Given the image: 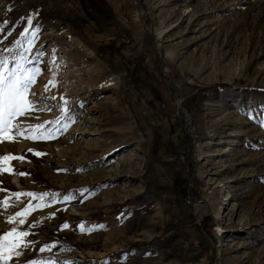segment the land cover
Segmentation results:
<instances>
[{
	"label": "rangeland",
	"instance_id": "obj_1",
	"mask_svg": "<svg viewBox=\"0 0 264 264\" xmlns=\"http://www.w3.org/2000/svg\"><path fill=\"white\" fill-rule=\"evenodd\" d=\"M95 2L0 0V49L39 64L51 108L22 126L61 118L53 139L0 143L23 157L0 173V234L35 242L10 264H264V0ZM29 192L49 195H12Z\"/></svg>",
	"mask_w": 264,
	"mask_h": 264
},
{
	"label": "snow or ice",
	"instance_id": "obj_2",
	"mask_svg": "<svg viewBox=\"0 0 264 264\" xmlns=\"http://www.w3.org/2000/svg\"><path fill=\"white\" fill-rule=\"evenodd\" d=\"M35 15H29L27 17H21L20 19L26 21V24L23 28V31L20 33V36L27 37L29 33L33 39L27 40V47L24 48V52H30L33 46L34 38L38 36L39 28L33 27V20ZM8 21L0 23V33L5 32V26L8 24ZM19 23V22H17ZM15 29L9 30L0 40V44L3 43V40H6L9 36L12 35V31ZM21 40L17 39L14 41V46L19 48L21 46ZM4 52L13 53L12 48H3L0 49V143L7 141H14L18 137H24L25 139H53L55 138L54 131L52 129H46V125L58 124L60 117L57 118L55 122L45 121L43 124L39 125H28L26 127L22 126V122L19 119L20 117H25L30 115L34 111H51V108L46 106L43 109H38L36 105L41 102L37 99V96L34 92L31 91L32 86L37 82V78L42 74V69L37 64L34 67L25 66L27 63H30L27 60V57L22 53L14 54L11 57L5 56ZM42 55V54H38ZM24 61V63H20ZM9 64H13V67H9ZM55 87V80L50 79L47 84H45L44 91L45 93L50 92L49 87ZM41 99H51L55 100L56 97H41ZM64 98L61 97V100ZM67 104V101H64ZM62 112H66V108L61 109ZM264 124V121H262ZM66 130L67 124L64 125ZM59 128L55 129V132H59ZM29 151L35 152L33 149ZM36 155H44V153L35 152ZM23 157H17L13 154H8L5 156H0V173L5 171L13 172L14 170L7 164L8 161L12 159H22ZM25 173H20L24 175ZM13 196L20 197L21 195H27L33 198L43 199L45 196H48V193H13ZM71 196H66L65 200H70ZM53 202L55 199L53 197ZM0 206L9 207L10 204L6 198L3 201H0ZM47 205H38L37 207H42ZM36 210L31 206L25 208L22 212H17L14 216L8 218V223L17 222L23 225L26 223V215L30 214L31 211ZM55 215L54 213L52 214ZM63 228L68 227L67 223L62 225ZM81 231L91 230L85 229L84 225H80ZM31 235V232L20 231L16 227H13L8 232L0 234V264H10L13 260V257H19L22 255L20 251L21 248H28L34 245V241H28L27 237ZM52 247H55V244L45 245L39 249L40 252L50 250ZM27 264H45L42 260H31ZM50 264V262H49Z\"/></svg>",
	"mask_w": 264,
	"mask_h": 264
},
{
	"label": "trees",
	"instance_id": "obj_3",
	"mask_svg": "<svg viewBox=\"0 0 264 264\" xmlns=\"http://www.w3.org/2000/svg\"><path fill=\"white\" fill-rule=\"evenodd\" d=\"M95 1H99V0H79L81 6H83V10L85 11V13L88 12V9H89V8H87V7H90V6L88 5V3L92 5L91 7H94V5H95V3H96ZM89 16H90V15H89ZM98 24H100V23H98ZM220 87H222V84L214 85V86H212L211 88L204 89V92H202L203 90H201V92H200V90H199V95H200L201 97H203V95H205V93L215 91V90L219 89ZM187 181H188V180H187ZM182 193H184V192L182 191Z\"/></svg>",
	"mask_w": 264,
	"mask_h": 264
},
{
	"label": "bare ground",
	"instance_id": "obj_4",
	"mask_svg": "<svg viewBox=\"0 0 264 264\" xmlns=\"http://www.w3.org/2000/svg\"><path fill=\"white\" fill-rule=\"evenodd\" d=\"M218 212V211H217Z\"/></svg>",
	"mask_w": 264,
	"mask_h": 264
}]
</instances>
